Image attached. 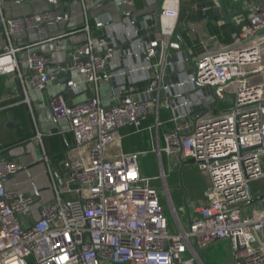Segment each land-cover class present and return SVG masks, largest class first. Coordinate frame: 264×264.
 <instances>
[{
	"label": "built area",
	"instance_id": "2783aa9c",
	"mask_svg": "<svg viewBox=\"0 0 264 264\" xmlns=\"http://www.w3.org/2000/svg\"><path fill=\"white\" fill-rule=\"evenodd\" d=\"M46 1L48 7L40 12L7 16L0 0V26L8 40L0 52V76L17 73L26 100L18 59L23 47L13 35L70 19L62 0ZM81 1L85 39L64 62L32 54L28 78L42 91L49 82L75 87L73 73L92 86L87 100L68 104L58 94L52 104L56 119H69L78 154L65 158L63 187L44 203L7 188V179L21 166L0 157V264H202L201 250L222 240L229 242L235 264H264V185L254 188L264 180V0L202 5L143 0L156 8L142 10L136 21L96 19L97 28L111 31L98 38L87 14L89 0ZM185 1L203 15L218 11L219 24L234 27L231 41L208 33L201 38L205 50L195 55L177 35ZM115 2L123 8L136 0ZM234 4L241 9H233ZM119 45L139 62L112 72ZM139 73L137 80L120 84L110 104L102 101L101 83ZM230 94L235 96L232 107L219 109ZM163 110L168 117L161 116ZM148 115L154 122L142 126ZM130 125L137 128L133 132H151L158 176L143 175L139 160L144 152L121 149V130ZM164 157L193 161L208 176L204 197L192 208L187 199L179 204L173 197ZM43 160L49 163V156ZM166 208L176 232L170 230Z\"/></svg>",
	"mask_w": 264,
	"mask_h": 264
},
{
	"label": "crops",
	"instance_id": "0c3cea01",
	"mask_svg": "<svg viewBox=\"0 0 264 264\" xmlns=\"http://www.w3.org/2000/svg\"><path fill=\"white\" fill-rule=\"evenodd\" d=\"M3 11L7 16L27 15L32 12H40L48 7L46 0H1ZM66 11L70 13V19L66 22L49 23L42 29H30L20 31L13 35L15 44L23 47L18 54L19 64L25 74L26 89L29 100H26L23 84L17 73L0 76V157L15 160L20 166V171L10 176L6 181V186L10 190H19L23 193L33 195L38 199L37 203L50 201L55 196L56 189H61L64 184L65 170L64 160L67 156H77L75 150V138L70 130V122L67 118L56 119L52 113V104L58 94H62L68 104H73L87 100L92 97V86L85 82V76L73 73L72 78L77 82L75 87H67L65 84L49 82L48 87L42 91L35 89L28 81L30 74L29 58L34 53H46L54 61L64 62L67 60L69 52L82 42L86 34L82 31L85 24V11L81 0H62ZM194 3L211 4L212 0H191ZM41 3H44L42 6ZM233 9H241L240 4H234ZM191 4L183 2L178 22V37L181 36L187 46L191 48L195 55L205 50L201 38L208 32V23L214 17L219 18L218 11L212 10V16L203 15L196 10L190 9ZM155 6H146L143 0H136L135 5L120 7L115 0H89L87 14L94 28V36L99 37L104 33L110 34L109 29H100L95 25L96 19L105 18L114 23L123 21L124 18H133L136 21L143 11L155 9ZM126 11V15H125ZM183 12H188L186 20L181 22ZM222 15V14H221ZM219 24V21L217 20ZM221 25V24H219ZM205 26V31L202 30ZM201 27V30H200ZM80 28V30H79ZM231 30V34L234 31ZM197 30V33L194 32ZM79 30V31H76ZM0 26V52L7 46L8 40L2 32ZM222 31L217 35L222 42H229L228 34ZM201 35V36H198ZM231 37V36H230ZM231 39V38H230ZM121 44V43H120ZM174 47V46H173ZM125 48V47H124ZM128 47L125 48L127 50ZM114 58L109 66L112 72H119L120 69L126 68L133 63H138L136 57L126 55L119 45L115 48ZM142 76L132 74L129 77L117 75L113 80L104 81L99 87L100 97L105 104H110L115 92L119 89L120 84L125 81H135ZM179 78L177 74L172 75ZM168 111L163 110L161 116L168 117ZM144 121H150L147 125L154 122L153 117H147ZM146 126V125H145ZM135 125H130L121 130L124 135L121 149L124 152L125 143L128 138L136 135ZM150 149L146 152H153L154 144L152 134L149 130ZM41 133L42 138L37 139ZM164 131L161 133V143L164 145ZM115 150L119 147L114 148ZM112 152L113 149H109ZM131 152V151H129ZM49 156V163L43 160L44 155ZM167 165H171L167 157ZM160 164V163H159ZM167 173V171H166ZM208 180L209 178L204 174ZM169 184V183H168ZM171 188L173 197L177 203L185 201L188 191L183 188L182 182ZM176 190L177 192H175ZM205 192V191H204ZM204 192L197 198L200 200L204 197ZM200 262L202 264H235L234 256L231 252L230 244L226 240L219 241L207 249L201 250Z\"/></svg>",
	"mask_w": 264,
	"mask_h": 264
},
{
	"label": "rangeland",
	"instance_id": "374dc122",
	"mask_svg": "<svg viewBox=\"0 0 264 264\" xmlns=\"http://www.w3.org/2000/svg\"><path fill=\"white\" fill-rule=\"evenodd\" d=\"M41 4L42 6H44V3ZM183 13L184 14L181 15L182 23L186 20V12ZM187 16L190 17L188 14ZM227 25H228L227 23H223L219 25V30L221 31L222 29L227 27ZM210 27L211 26H209V30H211L212 33L218 34L216 29ZM202 30L205 31V26H202ZM174 40H176V38H174ZM234 102H235V96L234 94H230L225 99L221 100L218 107L221 110H225L227 108L232 107ZM139 161L143 175L153 177V176H158L160 174L161 166L159 164L158 154L155 153L154 151L142 153ZM164 162H165V169L168 175L169 186L171 188L176 186L182 187L181 185H179L182 182L183 188L188 191V195L186 198L188 205L192 208L196 203L197 198L209 186L208 180L205 177L204 173L199 169L198 165L193 161H186L184 163L183 162L181 163L179 160L174 159L171 162V165H167V167H166L167 159L165 157H164ZM156 184L158 186H162L161 181H156ZM262 185H264V180L257 181L254 183V188L256 189ZM177 191L180 190H176L175 192ZM176 194H178V192ZM161 200L163 203H165L166 206H168L167 200L163 195H161ZM255 204L257 205V203ZM166 214L169 218L170 230L172 232H176L177 226L171 210L166 208Z\"/></svg>",
	"mask_w": 264,
	"mask_h": 264
},
{
	"label": "trees",
	"instance_id": "16d2710c",
	"mask_svg": "<svg viewBox=\"0 0 264 264\" xmlns=\"http://www.w3.org/2000/svg\"><path fill=\"white\" fill-rule=\"evenodd\" d=\"M200 14H202L201 12H199ZM189 15V13L187 12L186 15ZM212 12L210 11V13H208L207 15H211ZM217 17H214L213 19H211V21L208 23V32H210V34H215V33H212L211 30H209V26H211L210 28H214L217 30L218 32V35L221 34L222 31H226L225 33L226 34H230L228 38H231V30H233L232 28V25L229 23V22H226L228 25L227 27H225L224 29H222L221 31L219 30V25L217 23ZM80 30V28H79ZM79 30H76V31H79ZM228 40H231V39H228ZM150 121H144L142 122V126H145L149 123ZM150 137H149V132L148 131H142L136 135H133L132 137L128 138V140H126V143H125V150L126 151H146V150H149L150 149Z\"/></svg>",
	"mask_w": 264,
	"mask_h": 264
},
{
	"label": "water",
	"instance_id": "95a60500",
	"mask_svg": "<svg viewBox=\"0 0 264 264\" xmlns=\"http://www.w3.org/2000/svg\"><path fill=\"white\" fill-rule=\"evenodd\" d=\"M152 15V14H151ZM172 46H174V47H178V44H172ZM205 57V55H203V58ZM150 115H148V116H145V117H143V119L142 120H144L145 118H147V117H149ZM258 199H261V197H259V198H255L254 199V201H256V200H258Z\"/></svg>",
	"mask_w": 264,
	"mask_h": 264
}]
</instances>
